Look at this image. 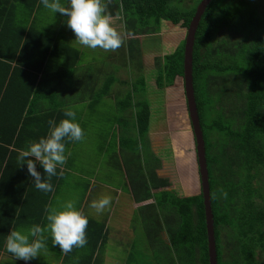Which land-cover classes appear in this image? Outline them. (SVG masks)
Here are the masks:
<instances>
[{
    "label": "trees",
    "instance_id": "trees-1",
    "mask_svg": "<svg viewBox=\"0 0 264 264\" xmlns=\"http://www.w3.org/2000/svg\"><path fill=\"white\" fill-rule=\"evenodd\" d=\"M199 1L193 0L185 8L180 6L183 0H103L108 13L122 16L124 31L130 36L156 34L163 22L171 23L168 28L187 29ZM39 2L32 0L29 11L15 15L9 13H13L19 1L0 2V211L8 215L4 220V216L0 217L1 244L13 228L43 222L52 191L37 190L26 164H20L17 157L29 142L46 135L49 120L58 122L66 118L63 115L68 110L66 100L49 101L37 107L36 101L42 97L44 87L39 75L44 71L46 59H61L63 71L59 76H63L74 67V61L69 62L68 57L79 54L65 41L38 28L32 15ZM184 43L185 36L171 52L155 59L157 90L163 91L179 80L183 82ZM135 46L127 45L131 57L138 52ZM192 76L205 142L217 264H264V0L209 3L195 33ZM113 82L114 77H109L98 96L108 94ZM137 87V84L133 86L123 103L132 101V91ZM182 92L184 96V86ZM174 97L173 94L171 123L181 126L189 123L191 127L189 117L179 115V103ZM132 104L137 107L134 123L137 134L129 142L135 150L141 145L151 152L150 105L145 100ZM120 109L125 111L126 105ZM34 124L38 128L25 134L27 127ZM191 135L190 138L186 133L179 134L181 142L177 143L176 154L181 174L194 161L192 171L197 183L190 176L184 181L192 189L196 188L195 193L178 196L167 189L170 182L156 175L160 159L152 152L145 153L147 162L158 165L150 182L142 177L141 167L136 168L142 177L136 184V201L152 197L151 190L161 188L154 202L140 207L138 215L145 226L148 223L146 233L156 253L163 255L166 249L173 250L174 255L167 259V264H209L192 130ZM72 142L65 141V146ZM37 170L43 173L39 165ZM57 173L50 181L53 188L61 176L60 167ZM88 221V264H103L108 231L105 223L91 218ZM162 232L167 241L160 235Z\"/></svg>",
    "mask_w": 264,
    "mask_h": 264
},
{
    "label": "rangeland",
    "instance_id": "rangeland-1",
    "mask_svg": "<svg viewBox=\"0 0 264 264\" xmlns=\"http://www.w3.org/2000/svg\"><path fill=\"white\" fill-rule=\"evenodd\" d=\"M173 4L175 5V3ZM192 4L193 0H183L180 6L186 8ZM122 23L123 21H120V24ZM170 25V22L162 23L160 30L167 31H162L160 34L139 35L140 44L134 47V50L137 49L136 51H138L134 57L129 55L132 53H129L127 47L124 48V44H122V46L116 50L117 58L115 59V63L86 65L90 66L93 71L94 68H102V78L101 81H99L95 92L100 90L105 78L114 75L118 76L120 79L119 75L124 77V74H126V78H124L125 87L122 89L121 93L119 92L120 94L118 97H103L91 108H86L85 103H78L75 105L77 109L76 116L78 120L83 123L80 127L84 131L85 137L80 144L77 143L68 149L70 150L68 167L83 174L82 181H86L87 184L94 183V189L91 191L87 201V212H91L92 210L89 205L92 200L96 199L95 196L98 192L95 188L99 187V185L108 184L113 188H121L124 191L126 190L123 179L124 171L115 164L116 161L111 160L107 153L109 151L112 152L115 149L114 136L117 128L114 127V123H129V125H127V130L130 131V134L128 133L129 136H136L135 131L133 130L134 127H132L131 123H135L137 107H132V110L129 109L128 112H124L119 106H117V104H115L116 99L118 98L122 101L123 98L121 99L120 97L125 96L127 92L133 89L135 84H137L138 87L137 90L132 91L134 94V102L136 100H145L150 105L151 116L149 131H152L154 139L152 140L154 144H152L153 146L151 145L150 150L151 152L154 151L157 153V148L158 155L154 152L152 153L155 157L160 158L159 164L166 160L165 166L168 174L163 173V176L167 177L172 184L171 191L178 196H185V194H193L196 192L195 187L192 189L191 186L184 181L185 177L190 176L193 183H197L196 176L192 171L195 165L194 161H191L192 167H188L189 169H186L183 174L179 172L178 175L176 167L178 166L179 168L176 148L178 141L179 143L181 142L178 136L180 133H186L191 138V127L189 123H185L186 125L184 124L183 126H181L180 123L169 125L172 121L171 106L174 103V101L172 102L173 94L175 96L174 100L179 103V107H177L179 115L181 116L183 114L186 119L188 118L185 98L182 92L183 82L182 80H179L175 82L176 86L172 85L165 87L163 88L164 90L161 91L157 90L154 81V78L156 77L154 72L155 59L162 57L163 54L171 52L179 44L178 37H172V34L175 33V31L168 30ZM184 30L186 32V28H184ZM125 50L127 53H125ZM152 53H155V55L152 56ZM87 54H90V52H87ZM101 61L104 62L105 58H102ZM81 76L82 74L78 75L79 80ZM87 78L89 79V82L93 80L91 77L89 78L87 76ZM179 108H181V110ZM119 130H126V128L120 124ZM110 132L113 133L112 139L109 138ZM159 135H161L160 139ZM80 147H82V150H79ZM105 147L107 148V151L100 152V149ZM130 149L131 154H135L140 150ZM143 151L144 161L143 163H140L139 161L138 165L144 164L145 170L151 169L149 174H144V176H142L147 182H150L154 167L158 165L153 164L154 162L151 161L147 162V156L145 153L147 151L149 153L151 152L147 150L146 147ZM117 159L119 160L118 157H116V160ZM156 169L157 168H155V173ZM72 175L74 174H69V176L65 178L70 186L73 184ZM75 178H79V175H75ZM262 186L264 189V177L262 180ZM167 189H170V187ZM74 194L70 196L73 197ZM106 194V196H110L113 199V190H106ZM125 205H129V202ZM139 213L140 211L135 213L130 210V208L126 211V209H123V205L122 207L120 204L118 205L115 211L114 222L108 225L107 244L104 249L106 261L104 264H167V259L170 260L173 257L174 252L172 249H166V254L163 255L156 253L155 249L151 246L146 233V226L148 223L146 226L144 225L139 215H137ZM144 216H146V213ZM25 226L30 225H21L19 229H22ZM160 235L166 237L163 232L160 233Z\"/></svg>",
    "mask_w": 264,
    "mask_h": 264
},
{
    "label": "crops",
    "instance_id": "crops-1",
    "mask_svg": "<svg viewBox=\"0 0 264 264\" xmlns=\"http://www.w3.org/2000/svg\"><path fill=\"white\" fill-rule=\"evenodd\" d=\"M17 1L20 2L19 5L17 6L16 9H14L13 13H9V14L15 15L17 13H22V11L23 13H25L26 11H29V8L31 7V4H32V0H17ZM0 2L2 3V0H0ZM62 2L66 3V0H62ZM37 6H38V9L34 11L32 18H34V21L36 22L38 28H40L43 32L47 34L54 36L57 39L65 41L67 44L76 48L79 51V54L77 56L71 55L68 57L69 62H71L72 60L74 61V67L72 71H68L69 73H65L63 76H59V73L63 71L61 70L62 60L58 58H53V57H49L46 59L44 71L39 75V77H41V79L44 80V87L42 91L43 92L42 97L36 101L37 107L38 105H42V104L45 105L49 101L62 102L66 100V103L69 104L68 106H66L67 109L75 111L77 115V112H76L77 109L75 105L78 103H85L86 108L88 107L91 108L94 104L98 103L103 97H106V96L118 97L122 89L125 87L124 78H126V74H124V77L118 74L120 79L118 78V76L113 75L112 77H114V82L111 84L108 94L98 96L100 95L102 91V87L105 85L106 81L111 76L105 78L100 90L95 92L96 87L102 78V68L101 67L99 69L94 68V71H93L91 70L90 66H86V65L103 64V63H110V64L115 63V59L117 58L116 50L115 51H104L100 48L91 49V48H87L85 46L78 44L76 41H74L75 40L74 33L72 32L70 28L67 27L65 23V20H66L65 17H63L59 13H55L53 15L47 9L43 8V6L40 5V2L39 4L38 3L36 4V7ZM109 14L111 15V23L113 27L116 28V30L120 32L122 36L124 48L127 47L128 44H132L136 46L139 45L140 44L139 36H130L125 33L124 23L120 24V21H123L122 16L113 15L111 13ZM168 30L175 31V33L172 34L173 35L172 37L176 38L177 36L179 40L183 39L186 34L184 28H181L180 26L177 28H168ZM162 31H167V30H162ZM162 31L160 30L158 34L162 33ZM156 34H153V35H156ZM131 38L137 39V42L133 41L134 39H131ZM87 52H90V54H87ZM154 55L155 53H152V56ZM102 58H105L104 62L101 61ZM79 74H82L80 80L78 79ZM87 76L89 78L90 77L93 78L92 80L93 82L92 81L89 82L88 81L89 79L87 78ZM129 92H127L125 96L120 97V98L121 99L123 98L125 100ZM122 101H120L117 98L115 101V104H117L119 108L120 106L122 107L126 105V109L124 112L126 111L128 112L129 109L132 110V107H134V105L132 104L134 103V94L132 93V101H127V102L124 101V103ZM76 120L79 123V125H83V123L80 122L78 118ZM120 124L123 125V127L126 128V130L120 131L119 130ZM127 125H129V123H114V127L117 128V131L114 136L115 149L114 151L112 152L109 151L107 153V155L111 158V160L116 161L115 164L118 165L124 171L123 179L125 182L126 190L124 191L121 188H113L111 187V185H108V184H101L99 185V187L95 188L96 191L98 192L96 193V196H95L96 199L106 196L107 195L106 190L108 189L114 191V197L113 199L111 198L110 207L107 208L102 214H99V215L98 214L96 215V212L94 209H92L91 212H87L86 211L87 201H88L91 191L94 189V183L87 184L86 181H82L83 174L78 173L76 170L68 167L69 151H70L68 149L76 145L77 143L80 144L82 140H84V138L78 142L74 141L70 144V146L66 147L67 148L66 150L67 161L62 167H60V169L62 170V175L60 176V178L57 180L56 184L54 185V188L50 194L47 206L49 205L56 206L59 203H62L66 200H75L77 208L83 211L88 216V218L95 219L99 222L105 223L106 229L108 231V225L114 222L115 211L119 204L121 207L123 205V209H126V211L128 210V208H130V210L136 213L140 211L139 210L140 207L145 206L151 202H154L155 200L154 197L157 195V191H160L161 188L154 189V190L152 189L151 192L154 193L152 197L149 196L147 199L144 198V200L142 201H136L137 194H138V190L136 189V184L140 182L139 178L141 177V176L139 177L140 173L136 170V168L141 167V169L140 168L139 169L142 172V176L144 174H149L150 169L145 170L144 164L140 166L138 165L139 161L140 163H143L144 161V158H143L144 149L141 145L138 148L140 149L138 152H136L135 154L130 153V150H131L130 148H132L133 150L135 149L133 147L134 144H131L129 142V139L130 138L134 139L135 137L129 136L130 131L127 130L128 128ZM131 125L132 127H134V123H131ZM34 126L35 124L28 126L27 130L25 131V134L26 132L30 131V129L38 128L37 126L35 127ZM133 130L135 131V128H133ZM135 134H137L136 131H135ZM112 137H113V133L110 132L109 138L112 139ZM160 138H161V135H159V139ZM152 140H154L152 131L148 130L149 149H151V145L154 144ZM81 148L82 147H80L79 150H82ZM101 151L102 152L107 151V148L105 147L103 149H100V152ZM156 151L157 153L154 151L152 152L158 155L157 148H156ZM116 157H118L119 160L118 159L116 160ZM165 165H166V160L160 163V165L156 169V175L159 178H167L163 176V173L168 174V172H166L167 169ZM176 167H177V173L179 175V168L178 166ZM69 174H74L72 175V178H73L72 179L73 184H71L72 187L69 185V182L65 180V178L68 177ZM75 175L76 176L79 175L80 179L79 178L76 179ZM171 187H172V184L170 183V189ZM73 194H74L73 197L70 196ZM39 195H40V198L41 196L43 197L42 193H40ZM128 202H129V205H125ZM1 216H4V211H0V217ZM7 216L8 215L4 216L2 219L4 220ZM21 222L22 221H17V223H21ZM45 224H46V220L44 216L43 222L40 223L39 225L43 227ZM20 226L13 228L12 230H18ZM28 227H31V226H28ZM23 229H27V227L25 226ZM0 232H2V230H0ZM87 235H88V231L86 233V236ZM2 236L3 234L0 233V241H1ZM45 236L47 237V240H46L47 250L42 251L39 254V256L27 262L23 260H19V259H14L9 253H7L4 250V242L2 244L0 243V264H88L87 258L90 254V246H87V244L83 248H73L72 252L64 254L62 251H60L58 246H53V241L51 240L50 236H48L47 233H45ZM163 239L167 241L166 237H163ZM105 261H106V254L104 252L103 264L105 263Z\"/></svg>",
    "mask_w": 264,
    "mask_h": 264
},
{
    "label": "clouds",
    "instance_id": "clouds-1",
    "mask_svg": "<svg viewBox=\"0 0 264 264\" xmlns=\"http://www.w3.org/2000/svg\"><path fill=\"white\" fill-rule=\"evenodd\" d=\"M43 8L53 15L61 14L65 23L75 35L78 44L91 49L115 51L123 44V39L111 23V15L103 0H40ZM64 117L58 122L48 121L45 136L28 143L21 149L17 159L26 164L27 173L39 191H53L51 178L56 176L58 167L66 161L65 141H81L84 131L76 120L73 110H65ZM37 165L43 173L37 170ZM62 175V173H60ZM226 197L227 193H223ZM111 205V197L103 196L90 202V208L96 214H102ZM46 224L42 227L33 224L27 229L11 230L4 241V250L14 259L30 261L47 250V237L50 236L53 246H58L64 254L73 248H83L87 244L86 229L88 216L76 206L75 200H66L56 206L45 207Z\"/></svg>",
    "mask_w": 264,
    "mask_h": 264
},
{
    "label": "water",
    "instance_id": "water-1",
    "mask_svg": "<svg viewBox=\"0 0 264 264\" xmlns=\"http://www.w3.org/2000/svg\"><path fill=\"white\" fill-rule=\"evenodd\" d=\"M212 0H200L196 6L195 12L186 29L185 43L183 50V86L184 98L188 111V117L191 124V130L195 140V151L198 162L200 184L204 203L205 222L207 230V249L209 264H217L216 248L213 230V214L211 210L210 188H209V174L206 162L205 142L203 138V131L201 128L200 118L198 114L197 104L193 88L192 76V60H193V46L195 40V33L204 13L206 7Z\"/></svg>",
    "mask_w": 264,
    "mask_h": 264
},
{
    "label": "flooded vegetation",
    "instance_id": "flooded-vegetation-1",
    "mask_svg": "<svg viewBox=\"0 0 264 264\" xmlns=\"http://www.w3.org/2000/svg\"><path fill=\"white\" fill-rule=\"evenodd\" d=\"M169 125H172V123H169Z\"/></svg>",
    "mask_w": 264,
    "mask_h": 264
}]
</instances>
